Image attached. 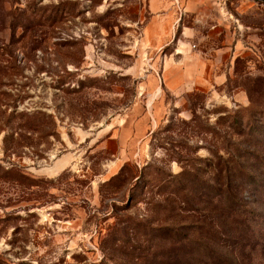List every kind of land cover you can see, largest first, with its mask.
<instances>
[{"label":"rangeland","instance_id":"rangeland-1","mask_svg":"<svg viewBox=\"0 0 264 264\" xmlns=\"http://www.w3.org/2000/svg\"><path fill=\"white\" fill-rule=\"evenodd\" d=\"M171 1L211 62L230 32L223 85L168 88L188 66L151 46L149 0H0V115L47 129L10 150L0 132V264H264V123L243 117L264 105V2L207 0L229 22L209 30ZM229 170L235 205L212 199Z\"/></svg>","mask_w":264,"mask_h":264},{"label":"crops","instance_id":"crops-1","mask_svg":"<svg viewBox=\"0 0 264 264\" xmlns=\"http://www.w3.org/2000/svg\"><path fill=\"white\" fill-rule=\"evenodd\" d=\"M171 5V0H149V9L152 15L144 27V33L153 49L166 48L171 45L169 55L180 58V61L176 62L174 58L166 57V63L170 65L171 62H174L178 68L179 65L185 63L188 66L186 71L182 69L178 71L179 80L172 83V86L168 88L179 94L182 90L189 91L196 87L211 90L223 85L227 81L228 74L219 67L221 63L220 57L231 49L227 45V39L231 36L230 32L223 29L225 31L223 45L212 46L217 59L211 62L202 52L197 53V51L190 50V42L194 35L197 36L198 26L187 25L183 22L184 19L182 17L175 18ZM187 6L188 8L186 9L192 11V14L190 13L189 15L194 18V23H201L209 30L220 24L225 27L229 25L228 18L216 16L212 13L214 8L207 0H189ZM175 25L178 26L179 35H176L173 31ZM233 40L235 41L234 47H239L241 42L238 37L233 38ZM186 49L188 52H184Z\"/></svg>","mask_w":264,"mask_h":264},{"label":"trees","instance_id":"trees-1","mask_svg":"<svg viewBox=\"0 0 264 264\" xmlns=\"http://www.w3.org/2000/svg\"><path fill=\"white\" fill-rule=\"evenodd\" d=\"M55 14H57V11L55 9H52V12L49 11L48 15L45 16V18H48V19L51 18L54 21ZM250 106H251L250 110H248L249 114L246 116H243V117L250 118L249 122L246 124V127L251 130L260 129L262 128V125L264 123V105L259 106V104L257 103L255 104L254 100L251 99ZM39 114H41V111H32V112L16 111L15 108L12 111H9V113H7L6 110L2 111L0 115V132L3 130H6V133H4V136H3V147L5 150H10L14 147L21 146V143L18 141V138L14 136L18 130L20 132L47 131V129L45 128V124H43L40 120ZM228 117H229L228 120L230 121V117H231L233 124L236 125L235 129H236L237 134L242 135L243 128H244L243 120L241 119L242 117L239 118L240 116H238L236 112L231 115L228 114L227 118ZM48 118H49V121L47 123L53 124L52 116L49 115ZM240 170L243 172L245 170L244 166H241ZM230 174H231L230 170L225 174V181L223 185L220 184L219 179L214 180L213 183H215V185L217 186L215 187L216 192L213 193L212 199H217L218 201H226L227 203L229 202L235 205V203L238 202V200L236 199V194H234V189L231 187ZM250 177L251 179L252 178L254 179L253 176H250ZM209 185L210 184H203L202 186L203 188H210ZM181 187L185 188L184 185L179 186V188ZM250 195H251V192H250ZM222 235L225 237L227 235L228 237L229 235H232V232L230 229H227V230H224Z\"/></svg>","mask_w":264,"mask_h":264},{"label":"built area","instance_id":"built-area-1","mask_svg":"<svg viewBox=\"0 0 264 264\" xmlns=\"http://www.w3.org/2000/svg\"><path fill=\"white\" fill-rule=\"evenodd\" d=\"M225 1H226V0H220V2H223V3H224Z\"/></svg>","mask_w":264,"mask_h":264},{"label":"water","instance_id":"water-1","mask_svg":"<svg viewBox=\"0 0 264 264\" xmlns=\"http://www.w3.org/2000/svg\"><path fill=\"white\" fill-rule=\"evenodd\" d=\"M258 1H262V2H264V0H258Z\"/></svg>","mask_w":264,"mask_h":264}]
</instances>
